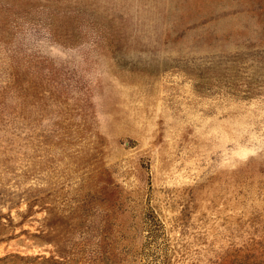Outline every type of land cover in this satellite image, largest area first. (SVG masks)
<instances>
[{
    "label": "rangeland",
    "instance_id": "374dc122",
    "mask_svg": "<svg viewBox=\"0 0 264 264\" xmlns=\"http://www.w3.org/2000/svg\"><path fill=\"white\" fill-rule=\"evenodd\" d=\"M0 264H264V0H0Z\"/></svg>",
    "mask_w": 264,
    "mask_h": 264
}]
</instances>
